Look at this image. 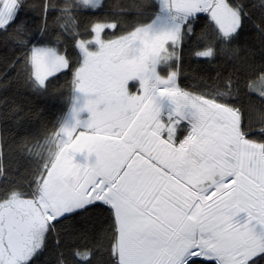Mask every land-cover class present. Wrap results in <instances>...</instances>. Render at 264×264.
<instances>
[{"label":"snow or ice","instance_id":"1","mask_svg":"<svg viewBox=\"0 0 264 264\" xmlns=\"http://www.w3.org/2000/svg\"><path fill=\"white\" fill-rule=\"evenodd\" d=\"M65 88L86 100L37 166L31 97ZM0 264H264V0H0Z\"/></svg>","mask_w":264,"mask_h":264},{"label":"trees","instance_id":"2","mask_svg":"<svg viewBox=\"0 0 264 264\" xmlns=\"http://www.w3.org/2000/svg\"><path fill=\"white\" fill-rule=\"evenodd\" d=\"M109 2V0H105V3ZM106 14L105 9H97L96 11H91L90 9H81L77 15L80 17L79 27L81 29L84 28L85 24L88 22L87 18H97L103 19ZM159 15V7L154 6L152 9V14L142 19V23L149 24L151 23L155 16ZM115 33H109L105 30L102 33V39H107L111 35ZM93 34L90 31L81 32L82 39H90ZM91 50H94V46L90 47ZM69 55L73 58L74 62L82 61V56L74 49H69ZM174 62L167 61L162 67H160L159 71L163 76H166L169 70V67H174ZM184 71L188 72V75L185 78L181 79V84L191 86L193 82V76L191 74V64L185 62ZM63 83V81L58 82L59 84ZM73 96V91L68 88L61 90L56 96L50 97H31V111L38 112L39 118L35 121H25L22 126L23 129H26L28 132H35L38 130L41 121H44L48 125V129L45 133L40 137L38 144H32L31 153L29 154V158L33 161V163L37 166L43 164L45 160L51 161L55 158L58 153L57 144L53 138V133H55L56 129L60 127L62 119L66 115L71 105ZM162 121L167 122L165 117L162 118ZM189 125L187 121H183L179 124V131L175 136V140L178 143L183 137L187 134V130Z\"/></svg>","mask_w":264,"mask_h":264},{"label":"rangeland","instance_id":"3","mask_svg":"<svg viewBox=\"0 0 264 264\" xmlns=\"http://www.w3.org/2000/svg\"><path fill=\"white\" fill-rule=\"evenodd\" d=\"M159 16H155L156 18H154V20L151 22L152 26L154 29L159 30L161 28H171L174 26V24L171 22V17L170 14L166 11H161L159 9ZM94 46V50H91L90 47ZM88 50L89 51H96L97 50V46L95 44H91L88 46ZM168 60L162 59L160 66H158L157 71L158 73L163 76L161 74V72L159 71L160 67H162ZM86 100V97H84L82 94L73 92V96H72V101H71V105L69 107L68 112L66 113V115L64 116V118L62 119V122L60 124V126H67V127H72L73 124L75 123L74 119H73V109H78L80 108L84 102ZM158 107L160 109L159 111V119L162 121V118L165 117V119L168 121L170 115L173 112V108L174 106L165 98V99H160L157 102ZM90 118V114L87 111H80L76 117V119L79 120L80 122V127L78 128L79 131H83L86 128V124L88 122ZM172 119H176L175 117H172ZM183 121L186 120H182L180 121V123H182ZM59 151V150H58ZM75 162L83 164L85 163L84 160V156L82 154H77L75 156ZM91 162V158H89V161ZM234 222L243 224L246 222L247 220V214L246 213H239L237 214L236 217L233 218ZM257 233H260V229L257 228L256 229Z\"/></svg>","mask_w":264,"mask_h":264},{"label":"crops","instance_id":"4","mask_svg":"<svg viewBox=\"0 0 264 264\" xmlns=\"http://www.w3.org/2000/svg\"><path fill=\"white\" fill-rule=\"evenodd\" d=\"M159 15H160V14H159ZM159 15H157V16H159ZM157 16H156V17H157ZM156 17H155V18H156ZM171 22H172L173 24L175 23V21H173L172 19H171Z\"/></svg>","mask_w":264,"mask_h":264}]
</instances>
